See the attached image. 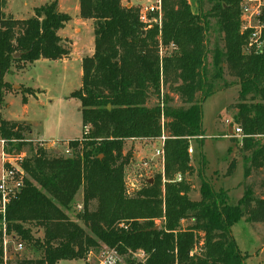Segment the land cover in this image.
Wrapping results in <instances>:
<instances>
[{
  "label": "trees",
  "instance_id": "trees-1",
  "mask_svg": "<svg viewBox=\"0 0 264 264\" xmlns=\"http://www.w3.org/2000/svg\"><path fill=\"white\" fill-rule=\"evenodd\" d=\"M239 2L208 0L203 10L199 0L192 10L187 0H161L159 28L140 23L138 7L121 0H78L79 18L92 24L93 52L81 59V84L70 96L80 103L86 131L67 142L70 154L65 155L26 139L24 125L0 115L5 151L24 154L25 172L22 187L6 207L5 233L33 249L22 256L9 253L4 261L0 227V264L85 259L101 246L124 257L126 264H244L247 255L231 227L241 219L264 223V198L245 184L236 204H229L226 191L215 190L202 177L200 198L192 200L190 183L183 176L173 181L177 173L192 172L187 149L190 138L203 135V102L235 83L243 177L262 174L264 188V51H244L247 32L240 31ZM70 19L58 0L33 8L30 17L0 11V104L8 88L4 75L12 66L21 70L37 60L69 55V41L58 31ZM211 20L222 46L215 42L209 49ZM225 68L235 81L223 79ZM168 81L179 106L163 90ZM153 98L156 103L149 106ZM161 136L163 177L157 174L127 194L124 170L131 154L123 152L125 141ZM235 165L233 158L227 171ZM79 190L80 223L66 213ZM187 219L191 223L183 228ZM32 227L41 237L33 235Z\"/></svg>",
  "mask_w": 264,
  "mask_h": 264
},
{
  "label": "rangeland",
  "instance_id": "rangeland-1",
  "mask_svg": "<svg viewBox=\"0 0 264 264\" xmlns=\"http://www.w3.org/2000/svg\"><path fill=\"white\" fill-rule=\"evenodd\" d=\"M140 1L123 0L121 2L128 7L130 5L138 7ZM187 1L192 10H195L199 0ZM24 2L28 4L30 0H9L8 4L12 10L20 8L25 12L28 8L23 7ZM77 3L78 0H63V6L69 10V16H72L73 8ZM34 4L39 7L44 2L36 1ZM201 5L203 10L209 8L208 0H201ZM32 14L33 10L24 16H32ZM206 41L209 49L215 42L222 46V38L214 20H211ZM66 46L69 45L66 44ZM46 61L25 64L21 70L12 66L11 70L4 75V81L8 84V88L2 91L0 115L5 120H25L21 124L25 127L24 136L26 139L56 141L60 146H57L58 148L53 151L60 152L69 140L80 138L84 131L81 124L80 103L76 98L70 96L72 91L80 87L81 66L74 62L63 64L59 61ZM208 61H210V55H208ZM223 79L227 82L235 81L226 68ZM37 86H41L42 89L39 90L36 88ZM173 87L171 81H168L163 90L170 93L171 104L179 106L181 101L172 91ZM238 92L239 86L233 83L210 95L202 104L203 135L201 139L190 138L189 145L192 152H187L192 172L182 175L192 186L188 194L192 200L200 198L199 188L202 177L211 183L215 190H225L229 204H236L243 195L245 184L251 185L256 197L264 198V188L260 185L262 174L253 172L246 180L243 177V164L239 153L242 136H224L229 131L231 132V130L228 131V128L232 129L237 125L234 123L236 112L234 105L239 101ZM8 94L10 96H7ZM27 98L28 101H26ZM155 103L156 100L153 98L148 105L152 106ZM24 106L26 107L24 108ZM225 120H228L229 123H226ZM159 144L158 139L151 138L125 141L123 152L131 154L124 170V183L129 192L141 187L146 180L153 176L161 174V162L154 156V150ZM1 150L0 147V153ZM1 157L0 154V164ZM233 158L236 159V165L234 170L229 173L228 166ZM80 198L81 191L79 190L70 209L66 211L68 217L78 223L80 221L77 219V214L81 210H78L76 205L81 204ZM190 223L189 219L183 220L181 226L184 228ZM32 233L35 237L42 235L41 231L34 227H32ZM231 234L239 250L247 255L244 264H264V223L245 222L241 219L231 227ZM13 245V242L8 244V253L11 255L22 256L33 251V249L28 250L23 243L22 250L15 252ZM103 251L104 247L101 246L92 250L85 259L61 260L56 264H96ZM30 254L32 253L30 252ZM124 259V257L121 258V264H126Z\"/></svg>",
  "mask_w": 264,
  "mask_h": 264
},
{
  "label": "built area",
  "instance_id": "built-area-1",
  "mask_svg": "<svg viewBox=\"0 0 264 264\" xmlns=\"http://www.w3.org/2000/svg\"><path fill=\"white\" fill-rule=\"evenodd\" d=\"M123 1V0H121ZM130 5V4H129ZM161 0H141L138 5V20L143 25L149 27L156 24L159 28L161 26ZM239 21H240V31L247 32V39L245 42L244 51L247 53H262L264 51V0H240L239 2ZM229 123L228 120H225ZM230 127V126H229ZM231 130V132L229 131ZM228 134L225 137H233L240 135L241 129L238 126H234L232 129L229 128ZM86 127L84 128V132ZM201 138V137H199ZM35 140V139H34ZM159 146L154 150V156H156L161 162V174L163 176V162L164 154L162 149V143L164 137L161 136L159 139ZM40 144H45L52 150H56L60 146L56 141H46L43 139L36 140ZM4 141L0 139L1 147V164H0V216L1 222L0 227L3 230V259L4 261L11 256L8 253V244L13 242V249L15 252L22 250L23 243L20 241H15V239L10 238L5 233V211L9 202L15 198L17 192L22 187L23 179L25 177V172L22 168V159L24 154L13 155L5 151ZM187 151L192 152V148L189 145ZM65 155L70 154V148L68 145L62 147L60 150ZM182 180V175L177 173L173 181L179 182ZM164 181V179H163ZM134 190V189H133ZM132 190V191H133ZM127 194H130L128 190ZM76 208L78 210L82 209L81 204H77ZM141 257V254H137ZM96 264H121V256H119L115 251L104 248L101 256L98 258Z\"/></svg>",
  "mask_w": 264,
  "mask_h": 264
},
{
  "label": "crops",
  "instance_id": "crops-1",
  "mask_svg": "<svg viewBox=\"0 0 264 264\" xmlns=\"http://www.w3.org/2000/svg\"><path fill=\"white\" fill-rule=\"evenodd\" d=\"M34 1L35 2L43 1L45 3L48 0H30L28 4L27 2H24L23 7L28 8L27 10L25 9L26 10L25 12H24V9H20V8L12 10L10 7V4H8L9 0H4L3 6L0 7V11L11 14L18 18L30 17L31 15L24 16V14L31 12L33 8L37 6L34 4L35 3ZM58 7L61 12L69 14L68 12L69 10H67V8L63 6V0H58ZM73 10L74 12L72 16H70L71 19L65 24L64 28L58 31V35L61 38H65L69 41V44H68L70 46L69 55L66 58L52 60V61H59L63 64L74 62V63H78L81 66V59L85 56H90L93 52V36H92L93 29H92V24L89 20H82L79 18L78 3L75 5ZM40 62H47V61L45 59H41V60L35 61L33 64H37ZM36 88H38L39 90L42 89L41 86H37ZM7 96H10V95L8 94ZM26 101H28V98ZM25 107L26 106H24V108ZM8 121H15V122L23 123L25 120L21 119V120H8Z\"/></svg>",
  "mask_w": 264,
  "mask_h": 264
},
{
  "label": "water",
  "instance_id": "water-1",
  "mask_svg": "<svg viewBox=\"0 0 264 264\" xmlns=\"http://www.w3.org/2000/svg\"><path fill=\"white\" fill-rule=\"evenodd\" d=\"M18 56H19V54H18V53L14 55V57H18ZM154 229H159V227H158V226H156Z\"/></svg>",
  "mask_w": 264,
  "mask_h": 264
}]
</instances>
